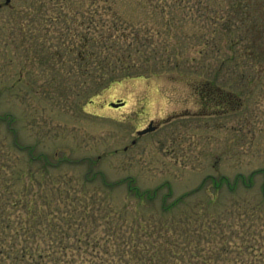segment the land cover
Masks as SVG:
<instances>
[{
    "label": "rangeland",
    "instance_id": "374dc122",
    "mask_svg": "<svg viewBox=\"0 0 264 264\" xmlns=\"http://www.w3.org/2000/svg\"><path fill=\"white\" fill-rule=\"evenodd\" d=\"M243 13L258 27L264 0H0V147L19 168L25 154L12 140L57 163L54 193L62 175L71 191L114 186L112 203L132 204L137 217L187 195L167 216L188 212L194 245L255 259L256 241L264 244V38L248 57L254 32ZM216 88L242 103L203 116L199 98ZM150 122L153 131L137 134Z\"/></svg>",
    "mask_w": 264,
    "mask_h": 264
},
{
    "label": "trees",
    "instance_id": "16d2710c",
    "mask_svg": "<svg viewBox=\"0 0 264 264\" xmlns=\"http://www.w3.org/2000/svg\"><path fill=\"white\" fill-rule=\"evenodd\" d=\"M243 14L247 17L242 19L251 23L249 30L254 32L255 39L249 42L251 46L245 47V52L248 57H255L264 38V17H259V26L254 27L253 18ZM116 34L117 38L125 37ZM84 68L86 73L85 65ZM8 147L13 153L25 154L26 166L19 168L12 152L5 153L7 149L0 147L2 261L11 258L13 264H264L261 251L264 244L257 241L256 249L260 251L253 260L243 257L244 253L239 258L222 255L218 249L211 256L205 255L202 242L193 243L188 212L184 217L167 216L174 213L187 195L170 204L161 203L156 217L154 213L147 218L137 217V209L130 207L132 204L112 203L108 193L114 186L110 184L104 183L102 192L71 191L70 180L62 175L57 178L64 188L57 193L49 191L48 172L58 164H51L43 155L41 158L34 155L30 148L14 140ZM38 171L44 174L38 175ZM131 189L137 197L142 196L135 187ZM165 216L168 220H162ZM227 248L225 244L222 251L226 252Z\"/></svg>",
    "mask_w": 264,
    "mask_h": 264
},
{
    "label": "flooded vegetation",
    "instance_id": "af4514ba",
    "mask_svg": "<svg viewBox=\"0 0 264 264\" xmlns=\"http://www.w3.org/2000/svg\"><path fill=\"white\" fill-rule=\"evenodd\" d=\"M243 75L244 74H241L240 76L244 77ZM199 99H200L199 101H200L201 108H202L201 114L203 116H211V115H215V114L224 115L231 110L232 111L234 109L236 110L242 103V101L237 96L231 95L230 93L224 94V93H222V91L220 89H218V90H216V92L214 91L212 93H211V91L210 92L208 91L207 96L201 97ZM212 106L214 108H217L218 110L213 111V112L210 111L209 109H211Z\"/></svg>",
    "mask_w": 264,
    "mask_h": 264
},
{
    "label": "water",
    "instance_id": "95a60500",
    "mask_svg": "<svg viewBox=\"0 0 264 264\" xmlns=\"http://www.w3.org/2000/svg\"><path fill=\"white\" fill-rule=\"evenodd\" d=\"M8 2H9V0H5V3H6V4H7ZM122 104H123V102L118 101V102H116V103H111V106H115V107H117V106L122 105ZM155 128H156V126L153 125L152 122H150L146 128L141 129V130H138V131H137V134H139V135H140V134H144V133H147V132L153 131Z\"/></svg>",
    "mask_w": 264,
    "mask_h": 264
}]
</instances>
